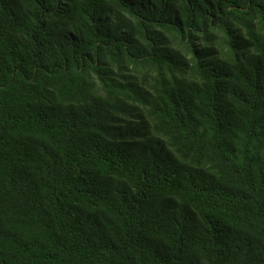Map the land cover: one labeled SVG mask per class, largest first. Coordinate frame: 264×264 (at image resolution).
<instances>
[{
	"label": "trees",
	"instance_id": "1",
	"mask_svg": "<svg viewBox=\"0 0 264 264\" xmlns=\"http://www.w3.org/2000/svg\"><path fill=\"white\" fill-rule=\"evenodd\" d=\"M0 264H264V0H0Z\"/></svg>",
	"mask_w": 264,
	"mask_h": 264
}]
</instances>
